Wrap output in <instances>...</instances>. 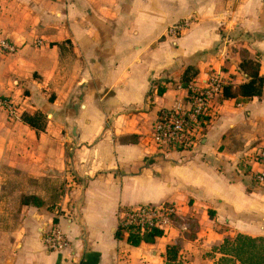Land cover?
I'll list each match as a JSON object with an SVG mask.
<instances>
[{
  "label": "crops",
  "instance_id": "crops-1",
  "mask_svg": "<svg viewBox=\"0 0 264 264\" xmlns=\"http://www.w3.org/2000/svg\"><path fill=\"white\" fill-rule=\"evenodd\" d=\"M4 39L16 51L0 47V96L19 116L0 109V264H218L225 239L264 237V86L222 100L188 149L151 137L189 85L246 82L244 57L264 80V0H0ZM25 195L44 204L23 205ZM162 204L176 213L154 243L116 236L124 210ZM54 224L69 249L44 245Z\"/></svg>",
  "mask_w": 264,
  "mask_h": 264
},
{
  "label": "built area",
  "instance_id": "built-area-1",
  "mask_svg": "<svg viewBox=\"0 0 264 264\" xmlns=\"http://www.w3.org/2000/svg\"><path fill=\"white\" fill-rule=\"evenodd\" d=\"M190 26L188 20L176 23L168 28V36L177 39ZM0 47L7 52L16 51L14 45L5 39L0 41ZM225 83L220 75H212L205 87L189 85L185 105L159 112L151 132L154 145L164 150H182L194 146L222 101ZM0 109L7 111L12 119L19 116V107L11 98L0 96ZM255 159L264 167V149L256 151ZM257 180L264 183V170L258 173ZM124 213L119 225L123 233L142 236L152 228L167 231L173 224L176 209L170 204L138 205ZM42 238L49 251L62 252L72 245L69 237L55 224L43 233Z\"/></svg>",
  "mask_w": 264,
  "mask_h": 264
},
{
  "label": "trees",
  "instance_id": "trees-1",
  "mask_svg": "<svg viewBox=\"0 0 264 264\" xmlns=\"http://www.w3.org/2000/svg\"><path fill=\"white\" fill-rule=\"evenodd\" d=\"M261 63L259 60L246 56L240 63L241 71L248 76V80L237 87L230 82L225 83L223 89L224 99L229 98H253L262 95L264 80L260 74ZM184 85L187 86L189 77L187 73L183 78ZM160 93L164 89H159ZM27 122L34 124L32 118L27 117ZM23 205H34L40 207L44 204L43 200L36 195H25L22 197ZM163 231L152 228L144 235L130 233L127 237L128 243L133 246H140L142 243H154L157 238L163 236ZM116 236L119 239L124 237L122 229L119 227ZM221 254L218 264H264V237H252L245 234H238L234 238L225 239L223 244L216 249ZM178 259V247H169L167 250L168 263Z\"/></svg>",
  "mask_w": 264,
  "mask_h": 264
},
{
  "label": "rangeland",
  "instance_id": "rangeland-1",
  "mask_svg": "<svg viewBox=\"0 0 264 264\" xmlns=\"http://www.w3.org/2000/svg\"><path fill=\"white\" fill-rule=\"evenodd\" d=\"M63 195V188H56L55 190H54V194H53V196H52V201H54V202H52V203H50V207H54V205L56 204V203H58L60 200H61V196ZM124 212H125V210H124ZM124 214L125 213H123V217H124ZM122 217V218H123ZM121 221V220H120ZM125 234V233H124Z\"/></svg>",
  "mask_w": 264,
  "mask_h": 264
}]
</instances>
